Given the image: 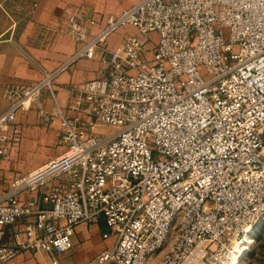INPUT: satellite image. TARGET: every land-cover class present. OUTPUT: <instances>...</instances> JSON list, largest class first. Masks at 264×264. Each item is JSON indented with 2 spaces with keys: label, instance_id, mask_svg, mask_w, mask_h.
<instances>
[{
  "label": "built area",
  "instance_id": "built-area-1",
  "mask_svg": "<svg viewBox=\"0 0 264 264\" xmlns=\"http://www.w3.org/2000/svg\"><path fill=\"white\" fill-rule=\"evenodd\" d=\"M92 25L69 17L73 54L0 112V161L21 108L42 125L57 118L65 148L0 193V229H11L0 264L24 251L63 264L76 225L99 219L113 242L85 264H235L264 215V0H137ZM121 26L136 33L107 47ZM79 57H96L100 75L62 108L53 81Z\"/></svg>",
  "mask_w": 264,
  "mask_h": 264
},
{
  "label": "crops",
  "instance_id": "crops-1",
  "mask_svg": "<svg viewBox=\"0 0 264 264\" xmlns=\"http://www.w3.org/2000/svg\"><path fill=\"white\" fill-rule=\"evenodd\" d=\"M136 1L0 0V112L7 108L11 92L38 80L43 70L56 68L73 54L77 44L64 30L69 17L91 16L94 20L91 32H94L106 18L116 16ZM130 30L136 33V30ZM99 75L96 57H79L70 62L55 79L59 106L66 108L73 87ZM42 102L47 112L54 110L48 96ZM14 127L18 140L11 148L10 159L0 161V193L8 187L11 179L42 166L65 149L59 142V121L55 117L42 125L38 123L35 109L21 108L16 112ZM55 183L57 180L24 194V198L35 197ZM10 231L9 227L0 229V241L7 240ZM106 231L102 219L93 224L76 225L71 248L62 256L63 264H85L111 246L113 238L103 237ZM5 264H41V258L38 254L24 251Z\"/></svg>",
  "mask_w": 264,
  "mask_h": 264
},
{
  "label": "rangeland",
  "instance_id": "rangeland-1",
  "mask_svg": "<svg viewBox=\"0 0 264 264\" xmlns=\"http://www.w3.org/2000/svg\"><path fill=\"white\" fill-rule=\"evenodd\" d=\"M102 25H100V27ZM130 29L135 31V28L131 26H121L117 28L116 30H114L106 38L105 44L107 45V47H114L118 42L121 41L124 34H133V32ZM222 32H223V36L226 38L228 35V28L223 27ZM155 41H156V34L155 33L148 34V41L145 44L146 45L145 52L147 56H150L152 44ZM55 79L53 81L54 91H55ZM96 130L107 131V130H110V128L99 126V127H96ZM247 235L250 238V242L249 243L246 242L245 244H243L245 249L243 250L242 255L238 258L235 264H264V215L255 225H253V227L251 228V231Z\"/></svg>",
  "mask_w": 264,
  "mask_h": 264
},
{
  "label": "bare ground",
  "instance_id": "bare-ground-1",
  "mask_svg": "<svg viewBox=\"0 0 264 264\" xmlns=\"http://www.w3.org/2000/svg\"><path fill=\"white\" fill-rule=\"evenodd\" d=\"M251 240H252V239H251ZM243 241H244V242H248V243L250 242V238L248 237V235L245 236V238H244ZM244 249H245L244 246H243V248H241V249L238 248V250H239L238 252H239V254H240L239 256L242 255ZM239 256H236V255H235V256H233V259H235V258H237V257H239ZM237 260H238V259H237Z\"/></svg>",
  "mask_w": 264,
  "mask_h": 264
}]
</instances>
